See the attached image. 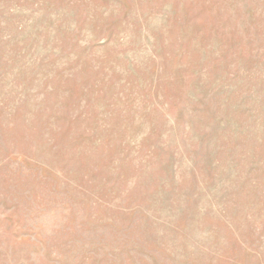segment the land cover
<instances>
[{
  "label": "rangeland",
  "instance_id": "1",
  "mask_svg": "<svg viewBox=\"0 0 264 264\" xmlns=\"http://www.w3.org/2000/svg\"><path fill=\"white\" fill-rule=\"evenodd\" d=\"M0 264H264V0H0Z\"/></svg>",
  "mask_w": 264,
  "mask_h": 264
}]
</instances>
